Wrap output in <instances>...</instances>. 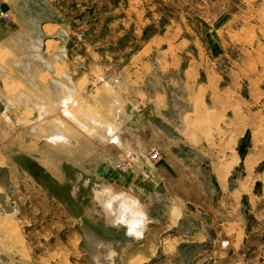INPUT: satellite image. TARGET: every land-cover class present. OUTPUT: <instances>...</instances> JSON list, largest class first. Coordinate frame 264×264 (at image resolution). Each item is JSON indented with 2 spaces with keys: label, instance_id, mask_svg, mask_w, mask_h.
Instances as JSON below:
<instances>
[{
  "label": "crops",
  "instance_id": "obj_1",
  "mask_svg": "<svg viewBox=\"0 0 264 264\" xmlns=\"http://www.w3.org/2000/svg\"><path fill=\"white\" fill-rule=\"evenodd\" d=\"M12 1L15 0H6L0 6L8 7ZM237 12L236 8L224 12L213 32L208 31L205 22L200 20L195 31L181 30L184 35L175 33V30L153 33L120 67L121 80L117 84L110 85V88L103 86L105 92L99 94L96 91L101 86H97L85 93V96L82 95L81 85L97 76L98 66L94 63L84 66L75 49L67 47L64 39L59 38V30L64 29L65 25L59 22H42L38 28H33L23 36L20 28L8 26L4 19L0 18V28L9 31L0 36V56L5 54L6 60L9 61L6 66L0 64L1 68L8 69V74L0 76V123L7 122L5 112L11 109L9 105L17 100L24 103H55L52 106L56 114L48 116V119L64 117L69 105L80 102L82 97L90 96L87 98L89 101L99 103V116L94 117L92 110L96 111L97 108L93 109L92 106L83 112V115L79 111L78 117L71 116V137L60 135L57 129V140L64 143L62 153L58 152L61 147H57V155L62 156L58 166L97 167L90 169V173L86 174H89L90 181L101 183L100 192H103L104 197L103 203L99 204L104 205L107 208L105 211L109 212L103 221L98 217L88 219L86 210L80 207L76 211L77 214L72 212V216L68 215L69 219H73V223L68 227L73 228L74 237L78 236L80 240L82 238L90 264H93V260L90 259L85 244L83 225L89 227L94 237L105 247L109 245L112 248V255L117 253L114 252L116 245H121V255L126 252L128 257H155L154 252H150L151 244L156 246V254L178 257L189 245L212 242L219 234L224 233L217 224L215 231H211L210 222L203 220L204 214L217 213L219 207L210 199L208 189L203 191L202 186L203 183L207 186L209 172L219 185L239 163L251 166L257 162L258 153L254 150L252 142L243 156L237 152L240 138L245 132L250 133V126L254 124L253 121H248L245 128L240 126L238 80L244 82V73L249 76L247 85L252 97L250 101L254 102L258 96L264 101V40L258 48L257 40L262 38V35L257 19H248V24H245L244 20L238 18ZM22 37L28 50H34L36 47L37 51L40 48L38 55L42 60L40 63L26 60L22 62L20 69L26 73L23 75L10 64L12 60L17 62V59H22L23 54H15V50L10 46V42ZM66 51L69 56L65 58ZM154 73H157L160 80L154 81V85L147 90L146 83L155 78ZM175 73H181L182 86L186 91L184 100L190 105L189 110L180 114L177 123L172 122L170 112L166 109L169 97L165 88L172 82L170 74ZM201 77L204 80H199ZM4 79L7 80L8 91L4 89ZM34 84L41 86L43 91L40 96L34 91ZM52 86L56 87L55 94L44 92ZM213 91L216 96L215 107L209 106L205 99V96ZM5 101L9 103L8 107ZM9 111V117H14L12 113L15 115V110ZM213 115L221 117L219 130L211 126V123L208 127L201 125V120L203 123L204 120L212 119ZM194 117L196 120L192 121ZM82 118L85 123L83 133L89 134L84 141L81 139ZM98 123L101 124L99 127ZM97 129H101L104 135L100 142H112L115 145L111 148H98L100 142L91 136L93 132L97 133ZM7 144L16 149L14 155L11 153L6 160L8 167H16L15 171L19 169V174L15 173L18 177L22 176V173L26 174L24 169L18 168L22 165V158L17 156L19 154H26L32 159L33 155H36L41 161L45 159L47 164H42L44 167L52 162L48 152L49 143L38 145L32 140L17 143L13 137ZM149 148L160 152L158 160L149 159V152H143ZM102 150L104 152H100ZM124 158H131L130 167L125 171L114 168V164ZM226 169L227 173H224ZM47 170L55 175L49 166ZM56 172L57 175L61 174V169L57 168ZM62 173L65 175L64 170ZM38 176L42 175L37 172L36 179ZM15 179L17 181V178ZM4 180V172L0 170V186ZM62 181L56 177L52 181L51 189L59 186ZM193 182L200 192L199 200L194 202L188 198L191 194L186 193V190L193 187ZM235 189L233 188L232 192ZM61 191L63 192L61 187L57 188L56 198L53 195L58 204L57 222L65 221L68 201H72L76 207L81 205L80 202L77 204V199L73 196L72 200L62 198ZM220 192L224 193L222 187ZM189 205H193L190 210ZM46 210V214H49V210ZM41 211L43 215V207ZM11 213L13 210L9 212ZM36 213L38 211L31 212ZM193 214L199 215L200 220L195 227H188L184 224V219ZM50 215L46 220L47 225L54 222L52 211ZM81 218L85 221L75 227L76 223L81 222ZM43 220L41 217V223ZM137 221H142L143 227L134 228L132 234H129V228ZM232 223L235 221L232 220ZM44 228L46 234H53V223L51 227ZM151 236L156 240L153 243ZM103 259L102 264H114L112 257ZM146 260L147 258L142 259L140 264Z\"/></svg>",
  "mask_w": 264,
  "mask_h": 264
},
{
  "label": "rangeland",
  "instance_id": "obj_2",
  "mask_svg": "<svg viewBox=\"0 0 264 264\" xmlns=\"http://www.w3.org/2000/svg\"><path fill=\"white\" fill-rule=\"evenodd\" d=\"M4 2L6 0H0V4ZM232 8L238 10V18L244 20L245 24H248V19H257L262 35V38L257 40L259 48L264 40V0H15L8 7L0 6V18L4 19L8 26L20 28L23 36L33 28H38L42 22H59L65 25L64 29L59 30V38L64 39L67 47L75 49L84 66L89 63L98 66L97 76L85 85H81L82 95L85 96V93L97 86H101L96 91L99 94L105 92L103 86L107 85L110 88V85L117 84L121 80L120 67L127 62L133 52L143 46L144 41L153 33L175 30V33L184 35L181 30L195 31L200 20L205 22L208 31L213 32L220 16ZM1 13L7 14V17L2 16ZM8 32V29L0 28L1 37ZM15 40V42H10L11 44L8 41L7 44H10L15 50V54L23 55L22 59H17V62L12 60L10 64L23 75L26 73L20 69L22 62L26 60V62L40 63L42 61L38 55L40 48L37 51L36 47L34 50H28L23 37ZM250 44L254 46L253 42ZM68 56L66 51L64 57ZM6 57L5 54L0 56V64L8 65L9 61L6 60ZM226 70L225 68L224 72ZM4 74H8V69L0 67V76H5ZM244 74V82L238 80L240 126L242 129L245 128L248 121H253L254 124L250 126V133L245 132L240 138L237 152L243 156L252 142L254 150L256 149L258 153L257 162L251 166L239 163L226 180L219 185L214 180L213 174L209 172L207 186L205 183L202 186L203 191L205 188L208 189L210 199L219 207L217 213L204 214L203 220L210 222L211 231H215V224H217L224 233L219 234L212 242L189 245L180 253V257L156 254V246L153 244L150 245V252H154L155 257H128L126 252L121 255V245H116L114 252L117 253L111 256L114 264H131L134 260L145 258L147 260L142 264H264V101L259 96L254 102L250 101L252 97L247 85L249 76L247 73ZM153 75L155 78H151L146 83L147 90H150V87L154 85V81L160 80L157 73ZM170 78L172 79L171 84L165 87L169 97L166 109L170 112L172 122L177 123L180 114L189 110L190 105L184 100L186 91L182 86L181 73L170 74ZM199 80L204 79L201 77ZM225 80H227L226 76ZM33 87L40 96V92L43 91L41 86L34 84ZM4 89L9 90L6 79H4ZM55 89L56 87L52 86L44 92L50 93V95L51 93L55 94ZM88 97H82L81 101L75 102L74 105L71 103L67 111L70 114L64 112V117L60 116L59 118H47L55 116L56 110L52 106L55 103H43L36 100L35 103H24L17 100L10 104L11 109L9 110L12 112L15 110V115L12 113L14 117H9V110L5 112L7 122L0 123V170L4 172L6 178L0 186V195L3 196L2 201H4H0V264H90L86 250L82 245V238L80 240L78 236L74 237L73 228L68 227L73 223V219H69L68 215L72 216V212L77 214L76 211L80 207V209L86 210L88 219L98 217L103 221L108 217L109 212L105 211L107 208L99 204L103 203L104 197L103 192L102 194L100 192L101 183L90 181L89 174H86L90 173V169L97 167H60L58 163H60L59 160H62V156L57 155V147H61L58 152L62 153L64 144L57 140V129H59L60 135L71 137L69 131L72 115L77 116L79 111L83 115V112L92 106L93 109L97 108L96 111L92 110V113L95 114L94 117L99 116V103H92L94 101H89ZM205 99L209 106L215 107L214 91L207 94ZM88 102L92 104L89 105ZM4 103L8 107L9 103L7 101ZM100 103L104 104L102 101ZM195 120L196 117L192 119V121ZM220 120L221 117L217 118L213 115L212 119L204 120L203 123L201 120V125L208 127L211 123V126H215L219 130ZM83 124L85 123L82 118L81 139L84 141L89 134L83 133ZM100 125V123L97 124L98 127ZM91 136L100 142L104 135L101 129H97V133L95 131ZM13 137L16 138L17 143L30 140L37 142L38 145L49 143L48 152L52 162L48 166L55 175L47 170L48 166L42 165L47 164L45 159L41 161L39 156L33 154L34 158L32 159L22 153L17 155L20 156V159L22 158V165L18 168L24 169L26 174L20 171L22 176L18 177L15 173L19 174V169L15 171L16 167H8L9 163L6 160L16 150L7 144ZM100 143L98 144L100 149L111 148L115 145L112 142ZM150 151L149 148L143 152ZM100 152H104V150ZM57 168L61 169V174H56ZM63 170L65 175L62 173ZM226 171L227 169L224 173ZM37 172L50 185H53L52 181L56 177L65 180V182L62 181L59 186L46 190L36 179ZM20 179H22L21 182ZM192 186L191 190H186V193H188L187 195L191 194V197L188 198L194 202L199 200L200 192L195 187V182ZM60 187L63 189V192L61 191L62 198L72 200L73 196L77 199V204L81 203L76 207L72 201H68L64 222L62 220L57 222L58 204L53 199V195L56 196L57 188ZM221 187L224 191L223 194L220 192ZM233 188H236L234 192H232ZM94 195L96 196L94 197ZM190 206H188V210L193 207V205ZM42 207L43 215L41 214ZM10 208H13L11 214H9L12 212ZM46 209L49 210V214H46ZM35 211L38 213L31 214ZM51 211L54 220L52 235L46 234L44 228V226L51 227V222L46 224L47 217H51ZM41 217L44 219L43 223H41ZM198 220H200L199 215H188L184 219V224L188 227H195ZM232 220L235 221L234 224ZM83 221H85L84 218H81V222L76 223L75 227L82 224ZM63 223H65L64 226ZM150 240L152 243L156 241L153 238ZM222 240L226 245L221 247Z\"/></svg>",
  "mask_w": 264,
  "mask_h": 264
},
{
  "label": "bare ground",
  "instance_id": "obj_3",
  "mask_svg": "<svg viewBox=\"0 0 264 264\" xmlns=\"http://www.w3.org/2000/svg\"><path fill=\"white\" fill-rule=\"evenodd\" d=\"M215 91V90H214ZM204 130V129H203ZM237 159V158H236ZM0 199H3V196L0 195ZM8 214V213H7ZM6 219V218H5ZM1 221V220H0ZM12 221V220H11ZM12 223V222H11ZM15 223V222H14ZM16 224V223H15ZM13 226V225H12ZM10 227V226H9ZM17 227V226H16ZM8 229V228H6ZM82 229L84 230L85 233V244L89 250V257L90 259L93 260V264H102L104 262L103 257H111L113 250L112 248L108 245L105 247L98 239L94 237L93 231L90 230L89 227L86 225L82 226ZM15 230V229H14ZM17 230V229H16ZM17 237V234H16ZM15 237V238H16ZM83 237V236H82ZM19 238V236H18ZM95 238V239H94ZM18 242V241H17ZM84 243V242H83ZM106 245V244H105ZM164 248V247H163ZM27 258V257H26ZM110 259L108 260V262ZM142 262V259L140 260H134L131 264H140Z\"/></svg>",
  "mask_w": 264,
  "mask_h": 264
},
{
  "label": "built area",
  "instance_id": "obj_4",
  "mask_svg": "<svg viewBox=\"0 0 264 264\" xmlns=\"http://www.w3.org/2000/svg\"><path fill=\"white\" fill-rule=\"evenodd\" d=\"M2 16L7 17V14H3L1 13ZM148 157L151 160H158L160 158V152L157 149H152L149 153H148ZM130 162H131V158H124L121 161L117 162L114 164V168L121 170V171H125L130 167ZM222 245H226V243L224 241H222Z\"/></svg>",
  "mask_w": 264,
  "mask_h": 264
},
{
  "label": "flooded vegetation",
  "instance_id": "obj_5",
  "mask_svg": "<svg viewBox=\"0 0 264 264\" xmlns=\"http://www.w3.org/2000/svg\"><path fill=\"white\" fill-rule=\"evenodd\" d=\"M37 180L43 185L44 189L49 190L51 188L50 183L43 176H38Z\"/></svg>",
  "mask_w": 264,
  "mask_h": 264
},
{
  "label": "clouds",
  "instance_id": "obj_6",
  "mask_svg": "<svg viewBox=\"0 0 264 264\" xmlns=\"http://www.w3.org/2000/svg\"><path fill=\"white\" fill-rule=\"evenodd\" d=\"M138 227H143V223L142 221H137L135 224H133L130 228H129V234H132V231L134 228H138Z\"/></svg>",
  "mask_w": 264,
  "mask_h": 264
},
{
  "label": "water",
  "instance_id": "obj_7",
  "mask_svg": "<svg viewBox=\"0 0 264 264\" xmlns=\"http://www.w3.org/2000/svg\"><path fill=\"white\" fill-rule=\"evenodd\" d=\"M1 202H4V201H2V200H0ZM11 209V211L13 210L12 208H10Z\"/></svg>",
  "mask_w": 264,
  "mask_h": 264
}]
</instances>
